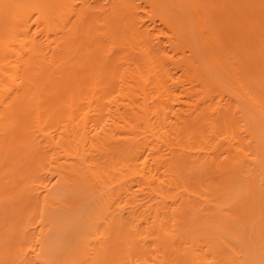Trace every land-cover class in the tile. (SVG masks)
I'll list each match as a JSON object with an SVG mask.
<instances>
[{"label": "bare ground", "instance_id": "1", "mask_svg": "<svg viewBox=\"0 0 264 264\" xmlns=\"http://www.w3.org/2000/svg\"><path fill=\"white\" fill-rule=\"evenodd\" d=\"M101 1L0 0V264H264V17L144 0L203 92L167 122L137 1Z\"/></svg>", "mask_w": 264, "mask_h": 264}, {"label": "rangeland", "instance_id": "2", "mask_svg": "<svg viewBox=\"0 0 264 264\" xmlns=\"http://www.w3.org/2000/svg\"><path fill=\"white\" fill-rule=\"evenodd\" d=\"M103 1V0H102ZM101 1V5H107V3H106V1L107 0H105V1H103L102 2ZM137 2H136V4H133V9H135V13H133L134 14V16L135 17H133L134 19H133V24H135V25H137V27H135L136 29L138 28V29H140L141 28V30L139 31V34H141V33H143V31H145V33H147L146 35H147V37H149V41H151V39H152V41H153V47H154V45H156V49H158V53H160V55L162 56V57H160V58H162L161 60L163 61L164 60V62L163 63H166L165 64V68L167 67V69H166V71L168 70L169 72H167L168 73V76L170 77H167L166 78V81H164V83L165 84H167L165 87H167L168 89H166V88H164L165 89V91L166 90H168L167 92H171V95H169V100L170 101H167L168 102V104H166L168 107H167V111L170 109V111H168L167 112V119H168V121L167 122H170L171 121V119H172V121L175 119L174 118V116H175V114H176V111L178 110V113H180V114H183V115H187V117H189L188 116V114H186L188 111L187 110H191V109H193V107L192 106H194L195 104H196V102H199L200 101V97L202 98L203 97V92H202V89L200 88V85H199V83L197 82V80L198 79H196V80H194L195 78H191V75L186 71V72H184L182 69L184 68V67H182V65H181V63H180V61H179V63L177 62L178 60V58L179 57H181V56H183V55H185V57H188V52L187 51H185V53H183V55L180 53V51H177L176 50V48H175V46H174V39H172V37H171V32H169L170 30H169V28L165 25V24H163L162 22H161V20L159 19V16L158 15H154V13L152 12L153 10L150 8L151 7V5L148 3V2H144V0L142 1V0H136ZM221 1V0H220ZM233 2V0H223V2H225L224 3V6H223V10H221L222 9V7L220 6H217V7H215L213 10H212V14H213V17L214 18H227V16L228 15H231L232 14V10L236 7L237 8V5H235V4H240V6H241V8H243V9H241L242 11H237L236 10V8H235V10H234V12L236 11L237 13L239 12V15H241L243 12H251L250 14L252 15V13H253V15H254V12H255V16H258L259 14V16H261V17H264V12H262V11H264V8H262V7H264V6H262V5H264V4H261V6H260V3H256V2H253V3H256V5L255 4H251V2H248V3H246V1L245 0H234V2H235V4H228L229 2ZM241 1V2H240ZM134 2H135V0H134ZM223 2L221 1V3H222V5H223ZM226 2H228L227 3V5H226ZM242 2H245V3H242ZM106 3V4H105ZM245 4H248L247 6L248 7H246V5ZM250 4V5H249ZM255 5V6H254ZM227 6V7H226ZM234 6V7H233ZM254 6V7H253ZM103 7V6H102ZM229 7V8H228ZM232 7H233V9H232ZM103 9V8H102ZM105 11H106V6H105ZM103 9V10H104ZM144 9V10H143ZM229 9H231V10H229ZM100 10H101V8H100ZM103 10H101V11H103ZM247 10V11H246ZM228 11L229 12H231V14H227L228 13ZM134 12V11H133ZM235 12V13H236ZM248 12V13H249ZM261 12V13H260ZM101 13H103L104 14V11L103 12H101ZM225 13V14H224ZM257 13H259V14H257ZM215 14V15H214ZM219 14H220V17H219ZM140 15V16H139ZM218 15V16H217ZM226 16V17H224V16ZM158 16V17H157ZM144 22V23H143ZM154 22V23H153ZM139 24V25H138ZM34 26H35V24H33ZM134 25V26H135ZM143 28V29H142ZM146 28V29H145ZM136 32H137V30H135ZM146 31H148V32H146ZM224 33V34H223ZM143 35H144V37H143ZM219 35H221V37L222 38H225V32H223V30H222V32H220V34ZM39 37L41 36L40 34L38 35ZM139 36H141V35H139ZM146 37V38H147ZM142 38H145V34L143 33L142 34ZM145 38V39H146ZM169 38V39H168ZM144 39V40H145ZM171 40V41H170ZM157 42V43H155V42ZM146 42V41H145ZM146 44V46H148V44H149V42H148V44L147 43H145ZM150 44H151V42H150ZM152 45H149V47L150 46H152ZM161 48H160V47ZM174 46V47H173ZM152 48V47H151ZM151 48H149V49H151ZM162 48H163V50H162ZM154 49H155V47L153 48V50L152 51H154ZM157 51V50H156ZM155 51V52H156ZM160 51V52H159ZM158 53L156 54V53H154L157 57H159L160 55H158ZM159 58V59H160ZM183 58V57H182ZM165 60H166V62H165ZM168 62V63H167ZM169 68V69H168ZM169 78V79H168ZM169 81V82H168ZM185 85V86H184ZM163 86V87H164ZM191 89V90H190ZM154 90H155V88H154ZM154 90L152 91L153 92V95H154ZM174 90V91H173ZM195 90V91H194ZM173 91V92H172ZM156 92H157V90H156ZM155 92V93H156ZM175 93V94H174ZM170 94V93H169ZM186 94V95H185ZM188 94V95H187ZM201 94V95H200ZM213 94H215L216 96H220V97H216L215 95H213V97H212V99H213V101L212 102H215L214 103V108L212 107L211 108V111L212 110H216V107L218 106V103H219V101L217 100V98L219 99H221V101L224 103V100H222V98L223 99H225L226 97L225 96H222V98H221V95L220 94H218V93H213ZM156 95V94H155ZM154 95V96H155ZM171 96H172V98H171ZM200 96V97H199ZM197 98V99H196ZM208 98V97H207ZM141 99H138L137 100V103L140 101ZM168 100V99H167ZM191 101V102H190ZM213 104V103H212ZM188 105H189V107H188ZM221 105H222V103H221ZM169 106H170V108H169ZM196 107V106H195ZM194 107V108H195ZM179 108V109H178ZM173 109V112L175 113H173V112H171V110ZM181 109H182V113H181ZM187 109V110H186ZM165 110V111H166ZM180 110V111H179ZM214 110V111H215ZM210 111V112H211ZM185 112V113H184ZM208 112H209V109H208ZM207 112V113H208ZM209 112V113H210ZM162 113H164V112H162ZM177 113V115H180V114H178ZM213 113V112H212ZM170 114V115H169ZM174 114V115H173ZM169 115V116H168ZM172 115V116H171ZM211 115V113L209 114V116ZM182 116V115H181ZM176 117V116H175ZM184 117V116H183ZM201 117V116H200ZM212 117V116H211ZM177 118H179V117H177ZM177 118L175 119L176 121H177ZM182 117H180V120H182L181 119ZM186 118V117H185ZM167 119H164V121H163V124L165 125V124H168V123H166L165 122V120H167ZM170 119V120H169ZM174 120V121H175ZM173 121V122H174ZM175 121V122H176ZM166 126H168V125H166ZM169 127V126H168ZM166 128V127H165ZM168 133V135H169V131L167 132ZM140 135H143V134H140ZM139 135V136H140ZM170 135H171V133H170ZM169 135V136H170ZM138 136V137H139ZM165 136V135H164ZM169 136H167V138L169 139ZM142 137V136H141ZM140 137V138H141ZM144 138V137H143ZM172 138H173V136H171V139L169 140V143H170V141L172 140ZM164 139L166 140V137H164ZM140 140V139H139ZM143 140V139H142ZM142 140H140V141H142ZM173 141V140H172ZM171 141V142H172ZM217 141V140H216ZM215 141V142H216ZM157 144H155V145H158V148H159V144H158V142H156ZM159 143H161L160 145H162V143L163 142H159ZM218 143V142H217ZM219 144V143H218ZM166 145H168V144H166ZM163 146V145H162ZM161 146V147H162ZM170 146V145H169ZM160 147V148H161ZM166 147V146H165ZM206 148H207V146H205ZM163 148H164V146H163ZM168 148V147H167ZM206 148L204 149L205 151H209V148L206 150ZM165 149V148H164ZM163 150V149H162ZM166 151H164L163 150V153L162 152H160V153H162L163 155L165 154V153H168V149H165ZM172 151H175V150H173V149H171ZM171 150H169V151H171ZM196 150V149H195ZM197 150H199V149H197ZM203 149H200L199 151H202ZM161 151V150H160ZM224 150H220V152H219V157L220 158H222L223 160H224V157L226 156V152L224 151ZM180 152H182L181 154L183 155V153L185 154V150H181ZM192 152V151H191ZM190 152V153H191ZM195 151L193 150V153H194ZM198 152V151H197ZM197 152H196V154H197ZM203 152V153H202ZM201 153H202V155L204 154V151H202ZM223 152V153H222ZM175 153V152H174ZM189 153V152H188ZM187 153V154H188ZM192 153V154H193ZM206 153V152H205ZM170 154V153H169ZM178 154H180L179 152H178ZM196 154H194V156L196 155ZM222 154L224 155L225 154V156L224 157H222ZM176 155V154H175ZM198 155H200V154H198ZM198 155H196V156H198ZM165 156H167L168 157V154L167 155H165ZM170 156V155H169ZM181 156V155H180ZM184 156V155H183ZM220 158H219V160H220ZM226 158V157H225ZM55 181V176L53 177V176H51V178H50V180L48 179V181H46V182H48L49 183V185H50V182L49 181H51V183L52 182H54ZM136 184V183H135ZM136 186H137V184H136ZM135 185H134V187H135V190L137 191L138 189H139V186H137L136 187ZM136 188H138V189H136ZM136 193H140V191L139 192H136ZM143 193V192H142ZM140 195H141V193H140ZM143 195V194H142ZM141 195V196H142ZM138 199L139 200H142V199H146V198H142V199H140V196L138 195ZM142 197H145V194L142 196ZM145 201V200H144ZM142 202V201H141Z\"/></svg>", "mask_w": 264, "mask_h": 264}]
</instances>
